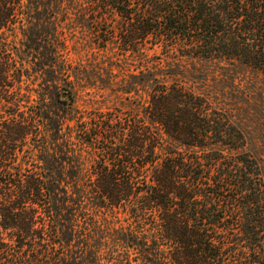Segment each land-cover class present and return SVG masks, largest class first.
Segmentation results:
<instances>
[{"label": "trees", "instance_id": "1", "mask_svg": "<svg viewBox=\"0 0 264 264\" xmlns=\"http://www.w3.org/2000/svg\"><path fill=\"white\" fill-rule=\"evenodd\" d=\"M75 28L133 62L126 117L61 90ZM258 104L264 0H0V264H264Z\"/></svg>", "mask_w": 264, "mask_h": 264}, {"label": "rangeland", "instance_id": "2", "mask_svg": "<svg viewBox=\"0 0 264 264\" xmlns=\"http://www.w3.org/2000/svg\"><path fill=\"white\" fill-rule=\"evenodd\" d=\"M82 14L92 16L85 8L74 12L73 16ZM75 30L76 39L66 41L64 56L68 68L77 67L82 74L70 76L67 82H62L61 90L69 84L70 88L77 92V108L83 112L86 120L100 112L108 116L126 117L129 109L124 102L132 96L123 95L121 92L131 87V74L135 72L133 62L120 59V55L112 52L104 53L96 49L97 45L90 30ZM109 72H112V76L108 75ZM249 111L246 128L251 147L257 148L264 161V105L249 106Z\"/></svg>", "mask_w": 264, "mask_h": 264}]
</instances>
